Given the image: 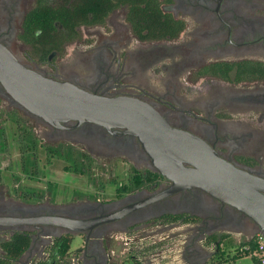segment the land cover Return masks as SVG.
<instances>
[{"label":"flooded vegetation","instance_id":"flooded-vegetation-1","mask_svg":"<svg viewBox=\"0 0 264 264\" xmlns=\"http://www.w3.org/2000/svg\"><path fill=\"white\" fill-rule=\"evenodd\" d=\"M148 1L158 8L161 27L151 31L142 28L143 21L135 26L128 2L113 0L117 4L102 22L80 24V39L66 42L63 53L53 50L40 59L39 50L22 39L28 13L37 3L42 9L75 10L80 0H0V42L45 76L147 102L170 126L198 136L218 157L264 178V0ZM137 12L135 20L141 17ZM72 43L80 46L77 69L53 61ZM0 100L26 120L17 140L38 143L43 157H58L49 153L52 147L69 145L81 148V162L103 167L91 173L96 179L89 187L45 186L15 196L0 185V217L99 221L74 229L0 220V242L15 232L30 237L16 264L49 260L58 237H68L70 244L78 239L59 264H205L210 252L217 261L224 245L237 243L227 260L234 264L238 248L259 231L249 216L199 188L171 191L172 181L123 128L73 120L50 124L17 105L1 85ZM27 130L35 137L28 138ZM117 161L126 167L112 169Z\"/></svg>","mask_w":264,"mask_h":264},{"label":"water","instance_id":"water-1","mask_svg":"<svg viewBox=\"0 0 264 264\" xmlns=\"http://www.w3.org/2000/svg\"><path fill=\"white\" fill-rule=\"evenodd\" d=\"M0 85L28 113L53 125L90 122L123 128L142 144L157 171L172 181L171 191L199 188L249 216L264 234V178L218 157L201 138L170 126L150 104L135 97L108 96L76 84L45 76L26 67L0 42ZM4 224L48 223L84 229L99 221L66 219L56 215L0 217ZM209 264H227L231 251ZM206 261V260H205ZM235 264V263H234Z\"/></svg>","mask_w":264,"mask_h":264},{"label":"rangeland","instance_id":"rangeland-1","mask_svg":"<svg viewBox=\"0 0 264 264\" xmlns=\"http://www.w3.org/2000/svg\"><path fill=\"white\" fill-rule=\"evenodd\" d=\"M84 36L85 32H82V37ZM23 50V48L17 49V52L21 55ZM79 50L80 46L77 47L76 43L69 44L64 54L56 56L53 61L57 64H65L69 68L77 69L79 57L76 51L79 52ZM6 108L7 104L0 100V185L11 188L10 190L14 192L15 196H17L16 194L19 191H44L45 186L89 187L95 185L96 175L91 173L99 172L103 169L100 163L81 162L78 156L82 152L81 148L69 145L52 147L53 149L49 153H55L58 157H51V159L43 157L45 149L40 148L38 143L32 146L31 144H25V142L17 140L19 129L22 128L26 120L21 117L20 111L7 110ZM18 124L20 125L19 127ZM29 131L32 132V129ZM29 131L27 130V132ZM30 132L29 135L27 133L28 138H34L35 135H32ZM34 153L36 156L40 155L41 157H34ZM45 153L47 154L48 151H45ZM27 154H29L28 157H22ZM65 155L70 157L65 158ZM33 163L35 166H32ZM125 167L126 164H121L117 161L115 167H112V169L121 170ZM108 168L106 166V169ZM78 171H83V173H79ZM106 179L102 178L101 180L104 181ZM77 244L78 239L74 238L71 244L72 249ZM236 246L237 243L232 245L227 244L223 248L230 250L233 254ZM208 247L211 248L210 245ZM253 260L252 256L245 255L240 257L235 264H253Z\"/></svg>","mask_w":264,"mask_h":264},{"label":"trees","instance_id":"trees-1","mask_svg":"<svg viewBox=\"0 0 264 264\" xmlns=\"http://www.w3.org/2000/svg\"><path fill=\"white\" fill-rule=\"evenodd\" d=\"M119 2V0H116ZM129 4L131 22L137 26L143 21L142 28H149L151 31L159 25L158 8L149 3L148 0H126ZM106 3H108L106 5ZM143 3L144 7H141ZM113 0H80L79 7L75 10L55 11L47 8H40L37 3L25 18L26 31L22 39L36 47L41 53L40 59H45L53 50L63 53L66 42H72L81 38L78 30L80 24H93L102 22L104 16L116 6ZM138 9L141 14L139 20ZM90 11V12H89ZM159 11V10H158ZM162 28H159L160 31ZM30 243V237L24 232H15L7 240L0 242V264H16L23 251ZM253 246L254 239L246 243ZM244 244V245H246ZM70 239L68 237H58L50 249L49 260L32 264H59L67 256L70 250ZM243 247V246H242ZM239 257L248 255V251H236ZM254 262L257 259L254 258Z\"/></svg>","mask_w":264,"mask_h":264},{"label":"built area","instance_id":"built-area-1","mask_svg":"<svg viewBox=\"0 0 264 264\" xmlns=\"http://www.w3.org/2000/svg\"><path fill=\"white\" fill-rule=\"evenodd\" d=\"M254 245H244L240 247L241 252L248 251V255L257 259L259 264H264V234L258 231L254 237Z\"/></svg>","mask_w":264,"mask_h":264},{"label":"crops","instance_id":"crops-1","mask_svg":"<svg viewBox=\"0 0 264 264\" xmlns=\"http://www.w3.org/2000/svg\"><path fill=\"white\" fill-rule=\"evenodd\" d=\"M178 228H181V227L180 226L179 227H175V228H173V230H176ZM205 264H209L208 261ZM253 264H255L254 260H253Z\"/></svg>","mask_w":264,"mask_h":264}]
</instances>
